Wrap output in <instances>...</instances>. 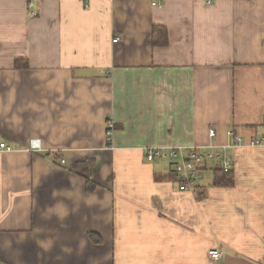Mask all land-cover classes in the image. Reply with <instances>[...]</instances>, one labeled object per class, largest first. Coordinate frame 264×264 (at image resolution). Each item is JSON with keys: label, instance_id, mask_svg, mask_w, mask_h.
I'll list each match as a JSON object with an SVG mask.
<instances>
[{"label": "crops", "instance_id": "crops-1", "mask_svg": "<svg viewBox=\"0 0 264 264\" xmlns=\"http://www.w3.org/2000/svg\"><path fill=\"white\" fill-rule=\"evenodd\" d=\"M151 2L0 0V264H264V0ZM210 144L231 186L145 158Z\"/></svg>", "mask_w": 264, "mask_h": 264}, {"label": "built area", "instance_id": "built-area-1", "mask_svg": "<svg viewBox=\"0 0 264 264\" xmlns=\"http://www.w3.org/2000/svg\"><path fill=\"white\" fill-rule=\"evenodd\" d=\"M152 6H160V0H152ZM29 8L32 4H29ZM88 9L87 6H85ZM31 17H35V13H31ZM118 38L115 37L112 43H117ZM264 44V42H263ZM114 126L111 122L106 124V138L110 142V137L113 132ZM209 138L213 139L216 136L215 130H209ZM227 135L233 140V144L225 146L226 149H231L242 144L240 136L236 135L233 131H228ZM250 145L262 146L264 145V135L259 139L249 141ZM207 151L195 148H181V147H168V148H149L146 150L145 158L148 162L155 160L169 161L173 167V174L178 182V189L180 192L191 191L196 187V182L202 177L203 173L210 172L218 166L224 173L232 172V160L225 152L219 153L216 151L217 147L210 144L205 148ZM27 150L30 152L42 151L40 140L31 139L28 142ZM16 148L0 140V152H15ZM64 163V160L60 161ZM206 164H213L211 169H207ZM223 252L217 249L208 252V258L214 262L220 260Z\"/></svg>", "mask_w": 264, "mask_h": 264}, {"label": "trees", "instance_id": "trees-1", "mask_svg": "<svg viewBox=\"0 0 264 264\" xmlns=\"http://www.w3.org/2000/svg\"><path fill=\"white\" fill-rule=\"evenodd\" d=\"M168 43V35L165 27L162 26H153L152 34H151V45L153 47H165ZM14 68L16 69H26L27 63L23 60H16L14 62ZM89 162H84L81 164H77L74 168V172L85 179L86 184V192L92 193L96 188L95 184L89 180ZM214 179L212 185L215 187H224L231 186L233 184L232 172L224 173L220 169H215L213 171ZM88 239L96 244H101V239L94 233L88 234Z\"/></svg>", "mask_w": 264, "mask_h": 264}, {"label": "rangeland", "instance_id": "rangeland-1", "mask_svg": "<svg viewBox=\"0 0 264 264\" xmlns=\"http://www.w3.org/2000/svg\"><path fill=\"white\" fill-rule=\"evenodd\" d=\"M206 176H208V175H206Z\"/></svg>", "mask_w": 264, "mask_h": 264}]
</instances>
